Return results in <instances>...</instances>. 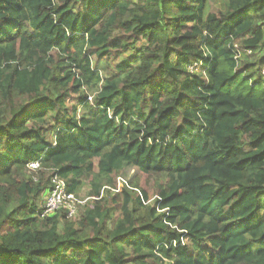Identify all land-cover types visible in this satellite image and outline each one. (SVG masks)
Instances as JSON below:
<instances>
[{"label": "trees", "instance_id": "trees-1", "mask_svg": "<svg viewBox=\"0 0 264 264\" xmlns=\"http://www.w3.org/2000/svg\"><path fill=\"white\" fill-rule=\"evenodd\" d=\"M216 1L0 0V264H264V0Z\"/></svg>", "mask_w": 264, "mask_h": 264}, {"label": "built area", "instance_id": "built-area-1", "mask_svg": "<svg viewBox=\"0 0 264 264\" xmlns=\"http://www.w3.org/2000/svg\"><path fill=\"white\" fill-rule=\"evenodd\" d=\"M237 56L242 48L235 45ZM247 53H250L248 50ZM201 63L194 62L188 66L189 71H196L200 68ZM264 74V70L262 71ZM91 99V97H89ZM39 166V160L32 161L28 164L30 170H36ZM81 203L73 193H68L65 190V182L56 175L51 179V187L45 193L43 202L41 204V216L51 214L52 212L64 208L67 217H73L76 213V204Z\"/></svg>", "mask_w": 264, "mask_h": 264}, {"label": "rangeland", "instance_id": "rangeland-1", "mask_svg": "<svg viewBox=\"0 0 264 264\" xmlns=\"http://www.w3.org/2000/svg\"><path fill=\"white\" fill-rule=\"evenodd\" d=\"M211 7L210 9L212 10H217V9H221V7H223L222 3H221V0H218L216 2H213L210 4ZM241 51V50H240ZM200 70V69H198ZM197 70V71H198ZM137 174V171H136V168L133 167V166H129V167H126L124 168L120 173L116 174L115 176V180H116V184H117V189L114 190L112 188H106L108 189L110 192L111 191H120L121 188L126 185L127 183H129V181L133 178L134 175ZM145 179L144 177L140 176V179H139V185L142 186V187H146L147 185L144 184L145 182ZM86 192H87V187H84L83 191L81 192V195L78 196V199L81 203H77L76 204V212L79 211V209L81 208L82 205H84V202L87 200V195H86ZM152 192V189H150V193ZM44 198V197H43ZM13 206V204L9 205V207Z\"/></svg>", "mask_w": 264, "mask_h": 264}, {"label": "bare ground", "instance_id": "bare-ground-1", "mask_svg": "<svg viewBox=\"0 0 264 264\" xmlns=\"http://www.w3.org/2000/svg\"><path fill=\"white\" fill-rule=\"evenodd\" d=\"M39 167H40V166H38V168H39ZM38 168H37V169H38Z\"/></svg>", "mask_w": 264, "mask_h": 264}]
</instances>
